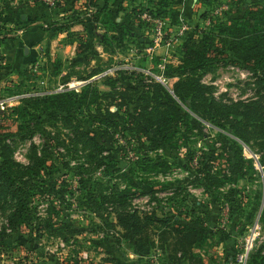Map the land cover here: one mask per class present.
<instances>
[{
  "label": "rangeland",
  "instance_id": "obj_1",
  "mask_svg": "<svg viewBox=\"0 0 264 264\" xmlns=\"http://www.w3.org/2000/svg\"><path fill=\"white\" fill-rule=\"evenodd\" d=\"M244 2L264 0H0V118L15 106L33 113L6 117L11 124L0 131H13L6 142L20 165L36 151L45 155L40 172L29 173L32 201L14 229L13 203L0 200V264H239L246 248V264H264V120L246 118L243 140L233 129L242 115L216 121L205 106L202 118L173 91L190 76L179 71L188 38L218 34L219 24L243 18ZM157 19L165 20L162 34ZM210 66L188 73L218 101L264 113L263 71ZM68 91H87L71 108L72 120L36 107V100ZM167 93L198 123L161 129L147 122ZM76 126L98 128L100 141L106 132L100 167L76 142ZM119 212L150 217L141 222L144 248L127 236Z\"/></svg>",
  "mask_w": 264,
  "mask_h": 264
},
{
  "label": "trees",
  "instance_id": "obj_2",
  "mask_svg": "<svg viewBox=\"0 0 264 264\" xmlns=\"http://www.w3.org/2000/svg\"><path fill=\"white\" fill-rule=\"evenodd\" d=\"M105 5H108L110 0H103ZM92 2V1H91ZM242 3V0H239ZM253 3V2H252ZM243 3L246 8V13L243 18L236 19L233 23L224 24L221 23L218 26V34L215 32H207L201 39H196L191 35L185 46L189 47L188 54L184 58L182 65L179 66L181 74H188L187 78H181L175 82L173 91L178 96L180 101L186 105V107L206 119V112H201V109H205V106L209 107L210 115H214L220 121V117H228L230 114L235 113L242 115L243 123L235 120L233 129L235 134L243 140H248V134L245 130L247 128V119H253L255 121L264 120V113L261 109H252L251 112L240 111L239 106L242 103L225 104L209 93L210 88L201 83L200 77H194V67H205L206 65L227 66V65H239L247 70L257 74L260 71L264 72V2L256 4ZM247 4V5H246ZM99 9L98 3L94 2L93 5ZM218 38L219 42L217 46L212 45L215 39ZM193 45V47H191ZM212 53L213 55H207ZM218 65V66H217ZM214 66V68H215ZM211 68L213 66H210ZM183 70H182V69ZM212 68V69H214ZM113 78H109V84L114 87ZM153 87H159L165 89L162 83L155 82L151 84ZM86 92L78 93L75 91H68L65 93H58L54 95L45 96L39 100H36V107L54 108L55 110L68 114V119L72 120L70 116L71 108L74 103L80 101L79 97L86 96ZM86 99V98H85ZM168 101L163 102L161 105L165 107L168 113L160 112V103L156 105L158 107L155 110L148 113L147 122L151 125L157 124L160 128L164 129L175 122L179 127L181 125L189 127L193 122L198 123L197 119L193 118L189 111L183 110L181 104L175 100L171 94L167 93ZM85 103V102H84ZM253 105L262 106L256 101L252 102ZM30 107L15 106L12 112L0 118V126L4 127V119H10V122L14 120V116L18 114L33 116V113L29 110ZM172 110L173 113H170ZM208 114V117L210 116ZM109 115L114 113L109 112ZM70 116V117H69ZM15 121V120H14ZM101 121V118L99 119ZM159 122V124H158ZM114 126L119 127V122H111ZM113 126V127H114ZM73 132V136L76 138V142H81L83 146L88 147L95 153L97 167H100L104 162V159L108 155L103 156L102 151L104 145L101 141L107 142L106 132H100L101 141L98 139L99 130H88L81 126H76ZM188 129V128H187ZM155 133H160L158 129ZM14 135L12 130L0 131V200L4 196H9L13 203V210L9 215V225L12 229L17 227L19 220L24 217L28 212L30 203L32 201L31 192L34 189V178L29 176L30 172H40L41 166H44V156L39 155L38 151L34 152L31 163L27 166H22L13 159L11 144L6 142V138ZM264 137V135H263ZM232 146L235 148V156L239 162L245 160L242 153V147L237 141H233ZM215 149L211 151L212 161L217 159L218 154H215ZM40 169V170H39ZM31 173V174H32ZM27 177V178H26ZM118 219L124 230L128 233L127 236L131 237L133 234L136 236V243L139 248H144V243L141 240V222L143 220L150 221V217H142L137 212H119ZM5 230L0 231V237H4ZM264 260V257L262 258Z\"/></svg>",
  "mask_w": 264,
  "mask_h": 264
},
{
  "label": "built area",
  "instance_id": "obj_3",
  "mask_svg": "<svg viewBox=\"0 0 264 264\" xmlns=\"http://www.w3.org/2000/svg\"><path fill=\"white\" fill-rule=\"evenodd\" d=\"M157 21L160 24L157 31H158L159 34H162V28H163V26L165 24V20H163V19H157ZM181 26H183V28L180 30L181 32H183L184 30H186L187 26L185 25V23H182ZM247 250H248V248H246V250H244V252L238 254V262H239V264H246L247 259H248V251Z\"/></svg>",
  "mask_w": 264,
  "mask_h": 264
},
{
  "label": "water",
  "instance_id": "obj_4",
  "mask_svg": "<svg viewBox=\"0 0 264 264\" xmlns=\"http://www.w3.org/2000/svg\"><path fill=\"white\" fill-rule=\"evenodd\" d=\"M25 53H26V54H28V53H29L27 48H26V50H25Z\"/></svg>",
  "mask_w": 264,
  "mask_h": 264
},
{
  "label": "crops",
  "instance_id": "obj_5",
  "mask_svg": "<svg viewBox=\"0 0 264 264\" xmlns=\"http://www.w3.org/2000/svg\"><path fill=\"white\" fill-rule=\"evenodd\" d=\"M26 50V49H25ZM29 52V51H28Z\"/></svg>",
  "mask_w": 264,
  "mask_h": 264
}]
</instances>
